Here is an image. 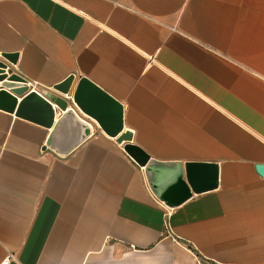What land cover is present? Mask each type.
I'll return each mask as SVG.
<instances>
[{
    "label": "crops",
    "instance_id": "1",
    "mask_svg": "<svg viewBox=\"0 0 264 264\" xmlns=\"http://www.w3.org/2000/svg\"><path fill=\"white\" fill-rule=\"evenodd\" d=\"M0 58L69 101L52 126L0 108V264H264V0H0ZM82 77L122 105L117 136ZM71 108L91 132L61 153Z\"/></svg>",
    "mask_w": 264,
    "mask_h": 264
},
{
    "label": "water",
    "instance_id": "2",
    "mask_svg": "<svg viewBox=\"0 0 264 264\" xmlns=\"http://www.w3.org/2000/svg\"><path fill=\"white\" fill-rule=\"evenodd\" d=\"M2 56L6 60H16V55L11 53H4ZM5 59L0 58V108L16 111L18 115L52 126L56 115L53 103H56L61 109H66L68 99L47 90L31 91L26 80L13 73ZM73 81L74 75H71L63 83L57 85L56 88L67 94L71 91ZM20 96H22V99L19 101ZM74 100L84 111L98 116L102 126L109 132L108 134L117 136L123 129L122 105L112 95L88 78L82 77L80 79L74 91ZM116 107H119V114L115 112ZM70 129L74 133H68ZM63 130L67 133H62ZM90 132L87 122L80 119L75 110L71 108L59 117L49 143L57 151L66 153L88 137ZM118 138L120 141L130 140L132 132L127 131ZM126 147L134 153L142 164H147V172L154 171L156 161L148 153L132 143H129ZM213 167V165L208 166L211 170L214 169ZM258 169L264 175V164H260ZM209 182V186L217 185L218 173L216 168L214 178Z\"/></svg>",
    "mask_w": 264,
    "mask_h": 264
},
{
    "label": "built area",
    "instance_id": "3",
    "mask_svg": "<svg viewBox=\"0 0 264 264\" xmlns=\"http://www.w3.org/2000/svg\"><path fill=\"white\" fill-rule=\"evenodd\" d=\"M13 255H10V257H12ZM203 264H207V263H203Z\"/></svg>",
    "mask_w": 264,
    "mask_h": 264
}]
</instances>
